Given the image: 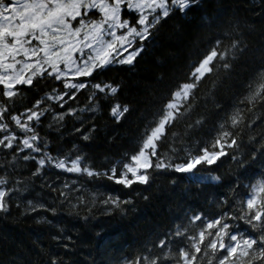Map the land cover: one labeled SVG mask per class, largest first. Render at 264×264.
Here are the masks:
<instances>
[{
	"label": "snow or ice",
	"instance_id": "6c2138e0",
	"mask_svg": "<svg viewBox=\"0 0 264 264\" xmlns=\"http://www.w3.org/2000/svg\"><path fill=\"white\" fill-rule=\"evenodd\" d=\"M202 7L203 0H0V149L12 155L7 165H0L4 169L0 175V215L6 218L14 204L19 209V197L27 191L24 180L13 179L7 170L14 169L18 159L35 162L33 177L52 167L88 178L103 177L126 189L150 186L157 175L169 171L195 174L201 167L209 170L207 179L221 181L220 176L211 175L213 166L218 167L228 157L237 161L242 134L251 132L258 122L264 123V62L230 110L217 105L224 115L216 122L214 135L191 142L184 138L204 124L200 117L186 126L183 137L171 132L166 152L161 151V145L169 139L170 130L191 115L201 83L213 76L219 78L221 71L227 74L233 70L234 62L246 48L233 35L235 28L223 31L189 63L183 82L169 91L162 107L143 124L137 147L106 170L87 164L85 155L75 145L66 154L53 155L49 141L37 128L42 117L54 111L51 106H44L47 102L54 101L63 109L83 90H88L89 103L80 111L98 112V93L105 94V99L116 97L121 86L97 78L113 65L134 66L163 22L175 14L187 16ZM201 20L212 26L216 17L205 14ZM47 81L59 82L62 88H52L31 107L22 111L17 108V100L24 98L28 90L38 89L41 82ZM216 83L214 80L213 90ZM135 111L128 102L110 105V116L116 123L127 120ZM69 115L75 116L76 110L54 113L48 127L61 124ZM95 130L91 128L82 139L90 140V133ZM248 143H259L256 152L264 156V132L259 141L250 134ZM197 179L203 182L205 177ZM64 188H69L67 182ZM244 188L243 196L231 189L232 202L227 197L217 202V213H193L186 225L178 224L153 246L146 245L120 264H264V172L251 176ZM60 195L67 199V193L61 191ZM103 203L123 211V205L132 201L109 196ZM40 210L57 214L54 207L26 201L25 215ZM237 222L246 227L242 229ZM37 223L52 225L46 216L37 219ZM48 264H62L61 258L52 256Z\"/></svg>",
	"mask_w": 264,
	"mask_h": 264
},
{
	"label": "trees",
	"instance_id": "16d2710c",
	"mask_svg": "<svg viewBox=\"0 0 264 264\" xmlns=\"http://www.w3.org/2000/svg\"><path fill=\"white\" fill-rule=\"evenodd\" d=\"M205 14L216 17L212 26L202 22ZM232 28L242 46L246 45L245 51L234 62L230 73L221 71L219 78L213 76L201 83L191 115L170 130L161 151L168 150L171 132L183 137L186 126L200 117L204 118V124L184 138L191 142L214 135V126L224 115L217 105L230 110L245 93V85L254 71L264 62V0H203V7L193 9L187 16H171L163 22L155 39L148 42L147 51L134 66L113 65L97 78V81L121 86L116 97L105 99V94L98 93V112L80 111L89 103L88 90L77 93V99L68 101L63 109L54 101L47 102L44 106H51L54 111L42 117L37 128L49 141L51 153L63 155L75 145L85 155L87 164L106 170L124 153L137 147L143 124L162 107L169 91L183 82L189 63L198 58L210 41ZM161 75L163 80L159 79ZM214 80L217 83L213 90ZM52 88L61 89L62 85L54 81L41 82L38 89L28 90L24 98L17 100V108L22 111L31 107ZM117 102H128L136 109L120 123L110 116V105ZM68 109H75L76 115L65 116L61 124L48 127L54 113ZM93 127L96 130L90 133L91 139L83 140L82 136L89 134ZM77 128L81 131L77 132ZM262 132L264 123L258 122L251 132L242 134L237 161L228 157L218 167L213 166L211 175L220 176L219 183L205 179L200 182L198 177L209 175V170L201 167L195 174L169 171L157 175L150 186L134 185L133 189H126L103 177L88 178L52 167H46L42 175L33 177L35 162L18 159L14 169L8 167L7 170L13 179L24 180L27 191L19 197V209L14 204L6 218L0 215V264H48L52 256L60 257L62 264H120L123 258L143 251L146 245L153 246L178 224L186 225L193 213L220 211L217 202L227 197L231 203V189L235 188L238 196H243L249 178L264 172V156L256 152L259 143H248L250 134L256 135L259 141ZM180 146L178 140L176 147ZM253 152L256 159L252 158ZM11 159L8 150L0 149V165H7ZM3 174L4 169L0 168V175ZM66 182L69 188H64ZM237 184L240 187H236ZM61 191L67 193V199L60 195ZM109 196L132 203L123 205V211L113 209L103 203ZM28 200L42 203L46 208L54 207L57 214L53 216L40 210L25 215ZM41 216L51 220L52 225L37 223ZM237 223L242 229L246 227L242 222ZM54 236L62 238L54 240Z\"/></svg>",
	"mask_w": 264,
	"mask_h": 264
},
{
	"label": "rangeland",
	"instance_id": "374dc122",
	"mask_svg": "<svg viewBox=\"0 0 264 264\" xmlns=\"http://www.w3.org/2000/svg\"><path fill=\"white\" fill-rule=\"evenodd\" d=\"M205 180H206V181H211V180H209V179H207V178H205Z\"/></svg>",
	"mask_w": 264,
	"mask_h": 264
},
{
	"label": "bare ground",
	"instance_id": "6f19581e",
	"mask_svg": "<svg viewBox=\"0 0 264 264\" xmlns=\"http://www.w3.org/2000/svg\"><path fill=\"white\" fill-rule=\"evenodd\" d=\"M98 243V242H97ZM93 246V245H92ZM92 253V252H91ZM80 254V253H79Z\"/></svg>",
	"mask_w": 264,
	"mask_h": 264
}]
</instances>
